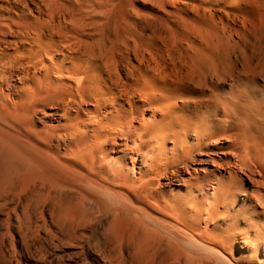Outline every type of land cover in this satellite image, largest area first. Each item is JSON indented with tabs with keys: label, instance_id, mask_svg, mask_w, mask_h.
<instances>
[{
	"label": "bare ground",
	"instance_id": "6f19581e",
	"mask_svg": "<svg viewBox=\"0 0 264 264\" xmlns=\"http://www.w3.org/2000/svg\"><path fill=\"white\" fill-rule=\"evenodd\" d=\"M44 207L91 264H264V0H0V264Z\"/></svg>",
	"mask_w": 264,
	"mask_h": 264
},
{
	"label": "rangeland",
	"instance_id": "374dc122",
	"mask_svg": "<svg viewBox=\"0 0 264 264\" xmlns=\"http://www.w3.org/2000/svg\"><path fill=\"white\" fill-rule=\"evenodd\" d=\"M135 6L137 7V8H139V6L137 5V4H135ZM58 210V209H57ZM42 217L41 216H39V217H41V218H39V220H37V224H38V226H40L39 228H37V230L39 229V232H37V234H36V239H35V243H37V246L40 248V249H42V250H45V251H47V252H49L50 253V255L51 254H53V252H54V254L56 255V257H52V264L54 263V262H56L57 260V258H58V262L61 264H71V261H73L74 262V264H91V257H92V253H91V249L88 247V246H84L83 248H78V246H73V247H66V248H60L59 250H55L52 246H53V244L51 243L52 242V240H51V237L48 235L47 236V234H48V232L46 231V227L45 226H43V225H45V222L46 223H48V217H47V208H45L44 207V209H43V212H42ZM45 217V218H44ZM47 219V220H46ZM41 220V221H40ZM44 220H45V222H44ZM104 221V220H103ZM102 221V222H103ZM44 223V224H43ZM43 224V225H42ZM43 228H45V229H43ZM12 229V237L14 238V239H16V233H15V229L14 228H11ZM41 230V231H40ZM45 232H46V234H45ZM14 235V236H13ZM39 237H38V236ZM46 235V236H45ZM50 237V239H48ZM46 238H47V240H46ZM51 243V244H50ZM88 247V248H87ZM54 249V250H53ZM50 255H48V256H50ZM75 257H74V256ZM76 255H78V257L76 256ZM59 257H60V259L62 258V260H60L59 259ZM73 257V258H72ZM81 258H82V260L84 261H82L81 260ZM76 262H75V261ZM82 262V263H81ZM55 264V263H54Z\"/></svg>",
	"mask_w": 264,
	"mask_h": 264
}]
</instances>
